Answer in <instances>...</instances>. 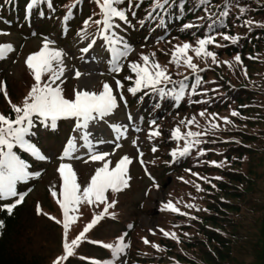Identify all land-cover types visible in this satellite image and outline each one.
<instances>
[{
    "label": "trees",
    "instance_id": "16d2710c",
    "mask_svg": "<svg viewBox=\"0 0 264 264\" xmlns=\"http://www.w3.org/2000/svg\"><path fill=\"white\" fill-rule=\"evenodd\" d=\"M0 3L3 5V16L9 17L7 13L14 15L8 20L11 23L7 24L8 28L15 30L20 25L19 31L26 36L39 31L48 33L51 19L63 15L73 18L66 40L77 31L95 34L96 29L102 27L92 23L103 19L94 0H79V3L77 0H52L51 8L47 2L37 5L31 10L34 19L30 34L24 30L26 24L20 23L22 16H26V6L30 0H0ZM137 3L139 7L132 8L136 15L128 13L129 19L137 18V21H133L130 38L137 37L138 42L148 49L158 45L155 55L165 65L169 64L168 52L172 47L175 49V46L184 43L197 47V40L208 35H213L216 41L207 45L209 51L216 53V63L211 57H197L189 50L193 63L198 65L196 72L183 64L180 67L175 64L166 67L173 81L184 80L187 76L184 82L188 88L184 97L176 101V108L171 104L175 101L171 95H165L172 98L169 102L171 106L157 108L163 119L169 121L167 128L160 130L161 139L164 138L161 144L167 141L166 136L172 137L176 127L186 133L189 130L207 131L210 122L219 125L207 135L199 137L202 143L191 150L187 159L178 164V168L173 169V174L177 176L172 197L188 213L172 219L176 226L171 233H175L179 239L158 233L146 234L159 247L149 243L145 254H142V262L264 264V0H210L207 4H200L199 0H169L163 8H156L155 11L154 0H133V5ZM225 11L228 15H221ZM41 14L45 15V20L40 18ZM86 21L91 22L92 26L86 25ZM248 21L252 23L249 25ZM113 22L120 25L118 18H114ZM189 23L198 27L184 29L183 25ZM113 32L125 37L120 27H114L108 34ZM222 34L239 39L232 43L231 40H225ZM237 55L241 57V62L234 59ZM5 72V69L0 72L3 80L9 76ZM197 77L201 79L198 86ZM12 82L7 84L11 85ZM173 87V84H167L166 92ZM175 87L178 89L179 86ZM9 93L5 97L0 88V112L14 118L16 114L8 101H19L23 96L18 98L16 93ZM129 104L133 106V103ZM205 110L206 115L201 117L199 113ZM233 111L240 115L232 116ZM213 113L218 114V117H228L232 123H225L219 118L213 120ZM193 117L199 126L187 124ZM62 123L64 119L57 122ZM39 124L41 122L35 120V125ZM172 139L176 149L185 146L184 140ZM175 159L177 161L178 157ZM212 161L221 166L217 167ZM180 176L186 179L181 181ZM197 186L203 190H198ZM50 202L48 197L49 206ZM28 203L24 199L11 214L3 209V204L0 206V220L4 222V227L0 229V264H48L34 252L31 256L27 255L22 245L29 240L30 223L36 217ZM189 204L195 207H187ZM91 232L86 234L87 239L78 247V253L93 259L100 257L108 260V249L103 246L99 249L89 241L92 239ZM94 239L99 240L97 237ZM73 257L79 264H91L83 258Z\"/></svg>",
    "mask_w": 264,
    "mask_h": 264
},
{
    "label": "snow or ice",
    "instance_id": "6c2138e0",
    "mask_svg": "<svg viewBox=\"0 0 264 264\" xmlns=\"http://www.w3.org/2000/svg\"><path fill=\"white\" fill-rule=\"evenodd\" d=\"M11 2V0H9ZM47 2L49 8L52 7V0H30L27 4V10L31 12L37 5ZM99 6L100 12L103 16L102 20H94L92 23L99 27V32L103 41L109 46L111 52V71L119 72L122 70V58H126L131 51V45L121 36L116 35L113 32L109 35L111 29L119 28V24H114V18H118L120 21H124L126 24H130L128 13L135 16V11L132 8L139 7V3L133 5V0H94ZM200 4H207L210 0H199ZM79 3V0H77ZM169 0H154V8H163ZM126 4L125 8L119 7ZM151 15V14H149ZM223 16H227V11L221 13ZM65 19H68L66 16ZM201 19H203L201 17ZM143 23V22H141ZM249 25L252 21L247 22ZM88 24V21L85 22ZM198 27L194 24L183 25L184 29H191ZM211 27V25H209ZM9 33L0 31V35H8ZM225 40H231L232 43H236L239 37H230L226 34H222ZM86 38L87 33H83ZM54 42L45 38L42 47L39 51L30 54L26 58V65L31 71L35 83L31 86L28 95L24 98L21 105L11 104L13 112L16 114L14 118L6 116L0 113V201L7 200L8 198H17L13 203H4L2 205L9 214L24 201L25 195L18 192L17 183L19 181H27L33 175L39 176V173H33L29 171V165L16 154L13 149L18 145L19 148L24 149L26 152L31 153L37 160L43 161L47 157L43 155L40 149L31 142L30 136L32 135V129L36 126L35 120H39L45 128L55 129L57 122L61 119H74L76 121L77 129H84L82 140L83 146L88 149L89 158L92 161H101L102 166L95 170V173L90 177L86 186H81L78 183L77 173L74 171L71 164L63 163L60 165L58 171L62 178V191L60 193L61 199L57 200L60 208L63 212V250L64 254L60 256L54 264H61V261L67 260L69 257L75 255V249L80 246L82 242L87 239V233L92 230L98 223H100L106 216H114V213L110 212L117 201H109L108 193H119L129 187V180L131 179L128 174L129 165L132 163V159L125 155L119 161L116 162L114 167H110L111 160L106 159L111 153L107 151H96L97 143L103 144L106 141H97L93 143L89 139L91 133L87 131L91 122L103 121L106 117L113 114L114 110L119 107L118 96L114 94L112 86L105 83L102 90L99 92L89 90H74L73 98H67L64 94V89L60 84L56 82L61 80L64 76V56L66 53L58 48L52 47ZM96 43L95 40H91L87 47L81 49L82 52L87 53ZM216 43L213 35H208L204 38L197 40V47H193L189 43L175 46V50L171 57V63L180 67L181 64L193 72H196L198 65L193 63L192 55H189V50L194 52L195 56L201 58L211 57L212 61L216 63V53L209 51L207 45ZM223 47V45H217ZM14 51L12 44H0V59L6 58L7 54ZM155 54H153L154 56ZM237 62H241V57L237 55L234 58ZM141 62H132L129 67L131 72L135 74L134 87H130L128 91L135 95L141 89H150L157 92L160 96L171 95L176 101L181 100L188 85L184 82L188 79L185 76L184 80L173 81L171 75L168 73V69L162 66L158 61L150 58L148 55H141ZM228 63V62H225ZM231 66V65H229ZM203 69H201L202 71ZM245 74L246 71H245ZM79 78L82 73L78 70L75 73ZM47 77V79H45ZM127 79L132 80L133 77L129 76ZM62 83V81H61ZM201 83L200 77L196 78V85ZM165 87H159L160 85ZM167 84H173L174 87L167 92L165 88ZM178 85V89L175 87ZM116 87L118 89L123 88L121 81H116ZM193 94L195 90L193 88ZM4 95L7 97L6 88L4 89ZM119 99H124L122 92ZM201 101H195L200 103ZM126 103V100H125ZM201 117L206 115V110L199 113ZM232 116H239L240 113L233 111ZM212 119H222L225 123H232L228 117H218V114H211ZM131 120V116H129ZM155 124V121L151 122ZM183 123V122H182ZM188 125L196 124L195 117L187 121ZM219 125L210 122V128L204 132L187 131L182 133L179 127H176L172 132V137L176 140H184L185 146L182 149L173 150L171 156L175 159L177 157H185L191 153V150L202 143L199 137L207 135L212 129L218 128ZM112 130L117 134L116 139L119 140L127 131V126L111 125ZM139 131V129H137ZM161 135L159 130H154L149 134V138L158 137ZM26 137H29L26 139ZM135 144L136 142L133 141ZM77 151V145L75 139H71L67 147L64 149L63 157H73V154ZM152 151H157L156 147L152 148ZM203 155V151L200 153ZM141 157L140 163L143 164V153L139 152ZM62 157V158H63ZM79 159L80 157H74ZM217 167L221 166L215 161L211 162ZM190 171V170H189ZM193 175H198L193 173ZM220 179V177H217ZM159 187V185H156ZM198 190H203L197 186ZM57 192L53 191L52 196L57 197ZM81 205H95L99 207L104 205L103 211L94 215L93 219L84 227V229L77 235L75 239L69 241L68 234L71 226L77 221L78 216L72 213L80 211ZM189 208L195 207V205H187ZM165 208L170 209L173 212L180 213V209L173 205L171 202L165 205ZM199 210V209H197ZM181 215H188V213H180ZM195 218V217H193ZM51 219H56L51 217ZM57 223H61L60 220H56ZM4 227V222L0 220V229ZM163 231V230H162ZM166 236H171L172 239L178 240L179 238L175 233H164ZM94 244H102L104 248L111 249L114 257L119 258L128 245L124 242L123 238L120 239L117 245L103 243L101 241H90ZM145 243H149L147 239ZM154 247H159L154 245ZM92 264H100L99 261H93ZM109 264H115L114 261Z\"/></svg>",
    "mask_w": 264,
    "mask_h": 264
},
{
    "label": "rangeland",
    "instance_id": "374dc122",
    "mask_svg": "<svg viewBox=\"0 0 264 264\" xmlns=\"http://www.w3.org/2000/svg\"><path fill=\"white\" fill-rule=\"evenodd\" d=\"M52 30L51 38L54 40L56 46L63 47L66 55L67 69L65 70L64 76L61 80H58L57 84H63L61 81L69 75V83L71 82L76 85L77 90L84 89L89 91H99L101 84L104 80V58L105 55L101 47H92L89 52L81 56L75 47L74 39H69L63 41L60 36H63V28L65 27L64 21L59 22L58 19L53 18L49 22ZM92 26L91 22L88 23ZM4 28V32L9 33L8 35H0L1 43L11 42L14 51H12L9 57L3 60L1 67L5 69V80L9 83L12 80L11 85L7 83H2L3 78L0 77V88L5 89L7 94L9 92L16 93L18 98L23 96L19 101H11V104L21 105L24 98L28 95L31 86L35 83L34 77L26 65V58L33 53L34 50L42 47L43 42L41 37H24L17 33L9 31L5 26L0 24ZM1 31V28H0ZM93 31V30H92ZM95 34H100L99 28L96 29ZM156 48L148 49L143 45H138V54L135 57L134 62H141V55H148L150 58L159 59L156 57ZM32 52H30V50ZM174 49V48H173ZM145 50V52L143 51ZM161 64V62H159ZM74 68H78L82 75L73 79L71 77L74 72ZM135 79V74L131 73ZM47 79V77H45ZM73 87L66 85L65 92L71 94ZM131 120L129 117H122L115 121L116 125L127 126L126 134L131 135V144H121L120 150L117 152L115 148L117 147L116 141L110 140V135L113 133L110 122L113 120L112 116L115 111L110 116L106 117L103 121H94L90 123L88 132L91 133L89 139L96 143L97 141H106V143H97L96 151H107L111 153L106 159L111 160L112 164L110 167H114L116 162L119 161L123 156L127 155L132 159V163L129 165L128 174L131 179L129 180V187L124 189L119 193H108L109 201L115 200L117 203L110 209L111 213L115 215L113 218L107 221L101 222L97 227H94L91 232V238H98L99 241L103 243H109L117 245L121 238L128 245L125 249L126 254L117 260V264H127L125 260L126 255L130 252L133 256L135 250L142 252L147 249L142 243V235H146L145 229H155V225H160L161 227H172L173 216L171 211L167 209L159 213L158 204L162 203L164 200L170 198L174 193V182L175 174L164 173L162 169L163 159L158 156L157 152H151V142L156 138L151 139L148 136L146 127L144 129L139 125L138 113L141 112L137 109H132ZM123 113V109H122ZM123 115V114H122ZM169 121L163 124H159L160 130L168 126ZM139 129V131H137ZM84 129H77L76 125L67 124L61 127L54 134L45 133L41 136V143L44 148L48 151V168L44 177L39 180H30L32 191L27 195L28 205L32 207L36 217L31 221L29 232L30 238L27 243H23L24 251L27 255L31 256L34 252L36 255H41L45 262L48 264H54V262L64 254L63 250V212L53 207L52 203L48 205V195L54 202V197L52 196L53 191L62 186V178L60 174L57 173L55 169L56 165V155L60 153L67 147L68 142L71 139H75L77 145V151L70 157L66 162L71 164L73 169L76 171L79 183L86 186L89 177L94 173V171L102 166L101 161L98 163L89 162L88 158L84 156V141L82 140V135ZM31 137V136H30ZM53 139L56 141L55 146L53 144ZM133 141L136 143L134 144ZM130 143V141H128ZM147 142V143H146ZM141 145H140V144ZM35 144V143H34ZM145 144V145H143ZM143 145V146H142ZM17 147V146H16ZM141 148L145 151L146 162L154 174L145 169L143 171V166L139 162L140 158L139 152ZM74 157H80L79 159ZM45 163V164H47ZM44 164V165H45ZM164 176V179L160 174ZM158 182L159 187H154L153 183ZM55 203V202H54ZM104 205L99 207L95 205H81L80 211L75 215L78 216L77 221L71 226L68 239L72 240V236L75 231H77L83 221L87 220L91 214H99L102 212ZM73 214V213H72ZM55 217L56 219H51ZM56 220H60L61 223H56ZM132 224V227H127V225ZM62 231V232H61ZM126 231V233H125ZM150 234V232L148 231ZM147 236V235H146ZM101 249L100 245H97ZM144 253V252H143ZM250 260V256L247 257ZM94 261H99L100 264H109L106 259H101L100 257L95 258ZM79 264L78 260L74 257H69L65 261H61V264ZM87 263V262H86ZM88 264V263H87Z\"/></svg>",
    "mask_w": 264,
    "mask_h": 264
}]
</instances>
